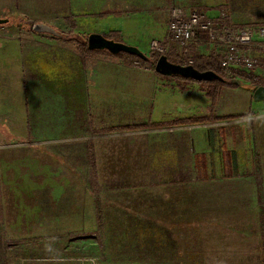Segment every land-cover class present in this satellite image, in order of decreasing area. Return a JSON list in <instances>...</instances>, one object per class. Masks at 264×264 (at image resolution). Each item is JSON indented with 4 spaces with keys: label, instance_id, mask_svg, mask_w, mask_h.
<instances>
[{
    "label": "crops",
    "instance_id": "crops-1",
    "mask_svg": "<svg viewBox=\"0 0 264 264\" xmlns=\"http://www.w3.org/2000/svg\"><path fill=\"white\" fill-rule=\"evenodd\" d=\"M262 1L0 0V18L8 19L0 28V264H54L60 248L83 240L73 232L97 230L87 218L91 207L105 216L124 192L182 191L190 184L205 191L243 181L253 175L254 155L264 170V102H253L252 91L241 105L219 98L212 108L223 117L254 103L244 120L151 128L209 116L208 98L202 91L196 101L177 96L173 87L187 81L147 66L104 53L82 57L59 32L9 30L18 26L14 19L61 32L73 21L77 31L116 34L148 54L153 41L164 39L173 7L215 21L225 13L232 24L250 25L264 24ZM253 55L263 71L264 51ZM247 119L258 123L236 131ZM132 126L148 127L98 132Z\"/></svg>",
    "mask_w": 264,
    "mask_h": 264
},
{
    "label": "rangeland",
    "instance_id": "rangeland-1",
    "mask_svg": "<svg viewBox=\"0 0 264 264\" xmlns=\"http://www.w3.org/2000/svg\"><path fill=\"white\" fill-rule=\"evenodd\" d=\"M262 3L264 4L263 1ZM14 21L16 22L15 19ZM17 21L18 24L14 22V25L18 26H9L8 29L32 31L31 22L28 24L24 19ZM52 29L56 34H62L64 40L85 39V36L89 35L77 31L76 26L66 27V30H62L64 32ZM165 36L166 33L160 42L153 41L150 51L155 50L153 44L157 42L163 52L168 48H175L178 54L182 51L184 55L187 53L169 44ZM115 39L120 42L119 37ZM134 65L138 67L137 63ZM227 72L230 74L232 71ZM232 73L243 74L241 70H234ZM249 84L235 79L218 85L217 100L228 98V102L241 105L243 99L250 98L253 87ZM173 88L172 92L177 96L184 94L195 101L202 98L201 94H198L200 91L205 94L210 90L207 85L189 81L179 83ZM255 106L252 103L249 110L243 114L251 116L250 110H254ZM235 112H238L235 115H242L239 109L234 110ZM246 118L248 116L241 120ZM238 120L240 119L233 121ZM255 120L247 119L246 122H241L242 124L235 126L236 131L240 126L247 129L253 127L258 123ZM259 147L264 162V142L259 143ZM258 160L260 163V159ZM253 163V175H247L243 181L213 184L210 190L204 191L190 184L182 191L167 190L165 187L159 190L124 192L118 195L115 201H110L105 216L100 213L101 207L96 212L91 207L92 214L87 218L91 223L94 219L97 230L73 232L72 237L83 240L60 248L62 252L59 256L62 257L53 263L264 264V170H261V167L256 169ZM96 199L92 201L94 207H98ZM101 221H105V225ZM91 223L90 227L94 228L95 225Z\"/></svg>",
    "mask_w": 264,
    "mask_h": 264
},
{
    "label": "built area",
    "instance_id": "built-area-1",
    "mask_svg": "<svg viewBox=\"0 0 264 264\" xmlns=\"http://www.w3.org/2000/svg\"><path fill=\"white\" fill-rule=\"evenodd\" d=\"M217 21L194 9L169 10L166 40L184 52L192 45L203 44L222 55L225 71L241 70L247 81L264 86V69L259 70L254 51H264V24L235 25L222 13ZM153 48L163 53L154 42ZM263 83V84H262Z\"/></svg>",
    "mask_w": 264,
    "mask_h": 264
},
{
    "label": "trees",
    "instance_id": "trees-1",
    "mask_svg": "<svg viewBox=\"0 0 264 264\" xmlns=\"http://www.w3.org/2000/svg\"><path fill=\"white\" fill-rule=\"evenodd\" d=\"M106 15H107V13H104V14L97 16V17L103 18ZM70 24H74V25H68V28H74V26H76V24L73 21ZM106 38L113 39V40L117 41L115 39L116 34H110ZM86 40H87V36H85V39H75V38L66 39V41L71 42L75 46L76 50L79 52V54L82 57H86L88 55L98 54V53H104L108 56H112L106 51H89L87 49ZM212 50H214V49H212ZM163 55L166 56L168 61H170L171 63H175V64H179V65H185V66L190 65L199 72L212 71V72L216 73L217 75H219L223 79V81L195 82L192 80L183 79L181 77H177V76L175 77V78H178L180 80H186L189 82L207 85L208 88H210V90H208L205 93V96H206V98H208V101H209L208 106H209L211 112H212V108L215 104V101L218 97V94H217L218 85H223L226 82L229 83L231 80H235V79H241L244 82L248 83L244 74L232 73L233 71L229 74L227 71L222 69V67H221L222 55L219 52L212 51L209 54H201L197 51L196 47H194V46L190 47L187 50V53L185 55L183 54V51H182V53L178 54L177 50L175 48H168V50L163 52V53L157 52L155 50H151L148 54L145 55V56H147L146 60H142L136 56H132V55L125 54V53H121L118 56H114V57L121 59L124 63H126L128 65H134V63H137L138 66H140V67L147 66L149 69L154 71L155 62L158 60V58L160 56H163ZM249 83H250L249 85L251 87H253L251 90L252 92L256 87L261 85V84H256V83L250 82V81H249ZM246 116H250V115L249 114L248 115L242 114V115H230V116L221 117V116L214 115L212 112V114H210L209 116H202V117L196 116V117H191L188 119L173 121L170 123L152 124V125H150V127L151 128H158V127H163V126L195 125V124L208 123L210 121L211 122L233 121L236 119L245 118ZM144 127H148V126H132V127H124V128H110V129H102V130H99L98 132L99 133H112V132H120V131L139 130V129L144 128ZM258 159L259 158L257 157V155L253 156V162H254L253 165H255L256 169H258L260 167V163H259ZM259 199H260V197L258 198V200ZM258 204H260V203L258 202Z\"/></svg>",
    "mask_w": 264,
    "mask_h": 264
},
{
    "label": "water",
    "instance_id": "water-1",
    "mask_svg": "<svg viewBox=\"0 0 264 264\" xmlns=\"http://www.w3.org/2000/svg\"><path fill=\"white\" fill-rule=\"evenodd\" d=\"M8 22L7 19L0 18V26ZM32 30L36 33H47L52 36H58L56 32L45 24H35ZM87 49L89 51H106L112 56H118L121 53L136 56L142 60H146L147 56L138 48L127 45L123 42H118L113 39H108L105 36L97 33H91L87 36ZM154 72L163 77H181L186 80L195 82H212L223 81V79L212 71L199 72L192 66L179 65L168 61L166 56H160L154 65ZM253 102H264V86H258L252 93Z\"/></svg>",
    "mask_w": 264,
    "mask_h": 264
}]
</instances>
